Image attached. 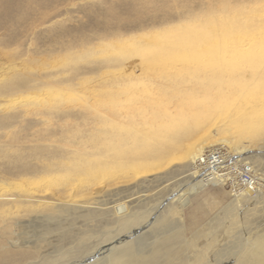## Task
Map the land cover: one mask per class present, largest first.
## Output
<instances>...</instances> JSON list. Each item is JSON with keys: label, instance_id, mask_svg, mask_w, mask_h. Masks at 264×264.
I'll return each instance as SVG.
<instances>
[{"label": "bare ground", "instance_id": "obj_1", "mask_svg": "<svg viewBox=\"0 0 264 264\" xmlns=\"http://www.w3.org/2000/svg\"><path fill=\"white\" fill-rule=\"evenodd\" d=\"M44 1L46 2V0H0V26L1 21H6L4 23L26 21L31 5H39ZM155 3L152 0H130V8L138 12L139 8L152 6L155 12L161 11L165 16L177 14L178 22L175 24L163 23L160 27L145 32L144 35L172 34L170 40L174 35V45L178 43V47L182 46L179 40L183 39L185 41L183 46L187 45L188 48L189 45L192 48V50L188 49L190 52L188 50L187 53L183 52L184 60L177 57L180 59L178 63V60L174 59L177 55H173L174 57L169 59L174 61H169L168 58V61L163 59L160 61L155 53L152 59L146 58L149 53L147 45L134 44L135 46L131 45L133 50L131 49L129 53L123 52L119 53L118 57L94 61L93 71L101 73V76L98 81L96 80L98 85L89 101L75 107L64 104L55 107L54 104L46 103L42 106L40 115H34L40 117L35 121L37 126L42 124V128L47 127L46 138H43L47 145L33 147L27 150L29 152L24 156L18 150H14L10 155L6 151L0 152L9 160L11 165L7 167L18 179L32 181L62 171L65 172L64 176L81 177V181L89 183L87 189L78 191L74 184L69 182L73 180L68 178L62 188L59 187L60 189L51 192H47L46 189L45 191L28 190L24 193L0 196V215L10 214L13 209L15 212L13 216L0 219V223L5 224L3 234L11 231L9 222L14 223L16 227L21 226V220L24 219L48 217L50 220L46 225H40L43 228L41 233L48 235L43 240L30 239L19 243L17 241L10 245L11 249L0 246V264H198L197 262H200L189 261L190 259L185 256L188 243L184 245L178 242L184 235L183 227L179 228L171 224L160 216L159 211H164L166 207L169 210L173 204L180 205L182 209H188L186 211L191 210V214H188L194 225L197 222L195 215L199 209L198 202L207 210H211L221 205L224 200L208 195L204 189L208 186L221 189L223 184L209 182L206 179L195 180L194 176L188 174L187 177L192 178L189 186L180 187L176 193L162 200L157 208L152 209V213L141 211L139 207L131 209L126 204L130 200L108 206L109 204L96 202L92 196L101 194L105 187L98 183L99 177L110 181L116 171L124 174L125 179L141 182L153 178L161 169H168L176 161L187 168V171L190 170L193 162L204 152L205 145H208L203 144L212 142L215 138L214 136H206L204 140L199 138V130L204 124L207 127H215L216 132L220 134H228V137L231 135L229 139L220 137L215 142H220L223 146L227 145V150L234 157L244 155L247 151V148L241 147L237 139L244 134L249 133L251 142L261 140L264 144V0H204L203 7L199 10H193L186 5L179 9L180 5L178 6L174 0H168L160 7H155ZM229 11L233 13L232 17L228 16ZM217 12H220L219 18L215 16ZM105 17L120 22V18L112 11L106 12ZM202 18L206 22L201 28L183 26ZM13 37L14 34L8 29L0 39L2 64L10 63V60L4 62L5 58L1 59V57L6 51L3 49L13 45ZM103 37L100 38L101 41L120 40L121 34L120 37L118 34ZM9 57L12 60L11 54ZM155 65L159 68H155ZM116 68H121L122 72L107 74V71ZM157 69L160 70V77L154 76ZM72 71L73 74L66 81L70 83L69 85L79 80L81 73L76 67H73ZM144 71H147L153 79L151 86L145 84ZM103 73L106 75L104 76ZM18 79L4 81L0 85V93L13 91L20 86L39 85L40 87L50 83L46 78H33L29 81ZM152 89L157 92V101L152 99L155 97ZM238 99L244 103L233 111ZM249 102L252 105L251 113L244 111V104ZM252 113L256 119H253ZM4 116L0 117V129L4 122L18 118L17 115H15L17 117L3 118ZM222 117L226 119L225 122L222 121ZM55 118L65 126L63 131H59L60 139L57 140L54 139L56 135L51 132ZM248 118L251 122L246 121ZM259 122L261 124H258ZM236 125L241 127V131L239 130L241 133L237 131L233 134L230 130L235 129ZM259 125L262 127L260 128ZM206 130L205 128L204 131ZM38 138L42 137L38 136ZM84 157L87 158L83 159ZM128 175L131 177L128 178ZM148 195L142 194L139 199ZM262 198V196L253 198L240 194L231 199L230 205L240 212L243 205H251ZM136 203L141 202L138 200ZM176 209L177 207L172 206L171 213H179V209L177 211ZM94 212L101 215L112 212L111 216L115 218L116 228L106 229L100 234L86 228L77 230L78 232L71 236V241L61 240L64 236H60L59 243L62 244L60 250L57 252L48 250L49 242L53 241L49 235L53 236L55 230L67 226L58 221L60 225L51 229L56 225L51 223L54 219L57 221L60 216L71 214L81 217L91 216ZM195 232L197 235L191 240L192 244L202 242L203 234H206V240L211 233L208 230L199 231L197 228ZM143 240L145 244L130 246L131 242L136 244ZM148 240L150 242H147ZM201 258H204L203 254Z\"/></svg>", "mask_w": 264, "mask_h": 264}, {"label": "rangeland", "instance_id": "obj_2", "mask_svg": "<svg viewBox=\"0 0 264 264\" xmlns=\"http://www.w3.org/2000/svg\"><path fill=\"white\" fill-rule=\"evenodd\" d=\"M152 1L156 2L154 4L156 5L155 7H160L168 0ZM174 2L178 6L180 5L179 9L186 5L193 10H199L203 7L202 4L204 3V0H174ZM108 11H112L114 15L119 17L120 22L118 23L111 19H106L105 14ZM137 11L138 12L131 10L130 0H46V2L44 1V3H40L39 5H31L27 17L28 19L26 21H19L18 23H4L6 21H1L0 39L4 37V33L6 34L8 29L14 34V37L13 45L8 49H3L6 51L1 59L5 58L4 62L5 60H10V63L6 64L5 62L2 64L3 61L0 62V64H2L0 65V85H2L4 81L17 80L18 78H21L20 80L18 79L19 81H29L33 78H46L50 83L40 87L39 85L26 87L20 86L13 91L0 93V117L3 115H5L3 118L15 115L18 116L17 119H9L10 122H4L0 129V152L6 151L7 154L10 155L14 153V150H18L22 156H24L25 154H28L29 151L27 150L33 147H44L47 145L44 141L46 138L47 127L42 128V124L37 126V122L35 121H38L40 117L36 116L40 115L39 112L42 110V106L46 103L54 104L55 107L56 105L61 106L63 104L75 107L89 101V99L93 97L94 90L98 85L97 81L101 76V73L93 71L95 70L94 61L103 58L118 57L120 56L119 53L121 54L123 52L129 53L131 49L133 50L131 45L134 44L147 45L149 53L146 58L152 59L153 56H155V53L157 59L160 61L161 59H163V61H168L169 58L172 59L176 55L177 56L174 57V59H177L178 63L180 59H185L183 52L187 53V50H192V48H190L189 45L188 48L187 45L184 47L183 45H185V41H183V39L179 40V44L182 46L179 45L178 47V43L174 45V35L170 40L172 34H169L170 36L154 34L144 35L145 32L147 33L153 28H158L163 23L175 24L178 22L177 14L174 13L165 16L161 11L155 12L152 6H148V8L144 9L139 8ZM219 13L220 12H217L215 14L218 18ZM227 14L229 17H232L233 15L230 11ZM160 15L162 17H160ZM221 16L223 17L224 13L221 14ZM205 22L204 18H202L201 20L188 22L183 26L189 28H201ZM111 34H118L119 37L121 34L120 40L114 39L101 41L100 38H104L103 36ZM165 36L167 38H165ZM108 43L111 44V46H105ZM162 49L163 51H161ZM168 53H171V55L169 54L170 57ZM10 54L12 60L9 57ZM180 56H183V58ZM171 59H169V61ZM74 63L75 65H73ZM77 65L79 67H77ZM148 66L151 65L148 64ZM73 67L79 68L81 73L79 80L74 84L69 85L70 83L68 84L66 81L70 79L73 74ZM155 68L159 67L155 65ZM83 70L86 72L84 73ZM157 70L158 71H156L154 76L160 77V70ZM120 72H122V69L116 68L107 71V74H118ZM147 73V71H144L145 84L146 86H151L153 84V79ZM103 75L105 76L106 73H103ZM60 77H64L65 79L63 78L62 80ZM152 91L155 93V97H152V99L157 101V92L154 89H152ZM243 103L244 102H242L241 99H238V101L235 102L236 108L233 111L240 108ZM251 109L252 105H250V102L244 104V111L247 110V112L251 113ZM24 110L25 113H23ZM251 116L253 119H256V117L253 116V113ZM225 118H221L223 122L226 121ZM57 120L59 119L55 118L53 120L54 125L51 130V132L56 135V138H54L56 140L60 139L59 131L65 129L63 122ZM246 121H250V119L248 118ZM258 124L261 123L259 122ZM259 127L261 128L262 126L259 125ZM205 128L207 129L206 131H204ZM240 128V126L236 125L235 129L232 128L233 130L231 129L230 132L233 134L237 131V133H241ZM254 129H256V126ZM199 131V138H202V140H204L206 136L215 137L212 139V142H205L203 144H208L205 145L203 150L215 145H222L220 142H215L217 138L225 137L226 139H229L231 136L228 137V134L225 133L220 134L216 132L215 127H207L206 124L202 125ZM38 136L42 138H38ZM237 139L242 148H247L244 155L239 157L243 159L247 156L250 157L244 160L256 169V171L259 170L260 172H264L263 142L261 140L251 142V139H249V133L244 134L243 137ZM224 146L227 147V145ZM256 157L258 158L257 160ZM86 158L87 157H84L83 159ZM0 159V196L10 193H24L28 190L45 191L44 189H46L47 192H51L60 189L59 187L62 188L68 178L73 180L69 182L74 184L78 191H80V189H87L89 186V183L80 180L81 177L72 175L64 176L65 172L62 173V171H57L52 175L42 176L39 177L41 179H33L32 181H29L28 179H18L7 167L8 165H11L9 160L1 154ZM190 171L191 169H188L187 171V168L185 169L181 163L176 161L175 163H172L168 169H161L153 178H148L141 182L130 179V175L127 176L129 179H125L124 174L116 171V173H113V179H110V181L109 179H102L99 177L98 183L105 187L101 194L93 195L92 197L96 199V202L109 204L108 206L130 200V202H127L126 204L131 207V209L134 210L139 207V210L141 211L152 213V209L155 207L157 208L162 200L176 193L180 187L189 186L192 178L187 177V175L190 174ZM204 192L210 196L224 198L222 202L223 205L221 204L214 209L207 210L205 206H202L198 202L199 209L195 215L197 219V222H195L196 225H193L191 222V216L188 214H191V210L186 211L188 209H182L180 205H172L177 207L176 211L179 209V213H171L172 206L169 210L168 207H166L164 211H159L162 218L164 217L168 222L175 224V226L179 228L183 227L184 235L181 236V239L178 240V242L184 245L188 243L187 245L189 247L185 252L186 258H188V260L190 259L189 261L195 262L199 260L200 262H197L198 264H264V195H262V200L259 201L260 204L259 202H254L251 205L245 204L239 212L233 207V205H230L231 199L234 198V196L229 194L226 188L222 187L219 189V187L208 186L204 189ZM145 193L149 195L139 199V196H142V194ZM86 195L88 194L86 193ZM227 197L229 202H227ZM138 200L141 203H136ZM261 201L263 203H261ZM92 210L94 211V209ZM12 214L15 215L14 209L10 214H1L0 219L5 217L8 218L10 215L13 216ZM112 214L113 213L110 212V214L101 215L94 212L91 216L87 215L81 217L79 215L74 216V214H71L68 216H60L57 221L56 219H51L53 220L51 223H56L51 229L57 228L60 224H67V226L55 230L53 236L49 235L53 241L49 242L47 247L48 250L50 252H57L60 250L62 244L59 243V240L62 235L64 237L61 238V240L71 241V236H73L75 232L85 230V228L92 230L96 234H100L106 229H115L117 224L115 223L114 216H111ZM47 221L50 222L48 217H38L31 220L24 219L21 220V226L16 227L13 225L14 223L12 224L9 222L11 224L9 225L11 231L7 232V234H3L2 231L5 228V224L1 222L0 246L10 248V245L17 243V241L19 243L27 242L30 239L33 241H38L39 239L43 240V238L48 235H43L41 233L43 228H41L40 225H46ZM61 227H63V225ZM196 228L199 231L208 230L212 234L210 233L206 240V234H203L202 242L192 244L193 242L191 240L197 235L195 232ZM144 237H142V239ZM214 237L216 239H214ZM209 239L214 240L209 241ZM147 242H150V240ZM138 243L145 244L146 242L145 240L136 242V244L131 242L130 246L135 247ZM201 254H203L204 258H201Z\"/></svg>", "mask_w": 264, "mask_h": 264}, {"label": "built area", "instance_id": "obj_3", "mask_svg": "<svg viewBox=\"0 0 264 264\" xmlns=\"http://www.w3.org/2000/svg\"><path fill=\"white\" fill-rule=\"evenodd\" d=\"M189 173L195 180L223 184L233 196L246 194L254 198L264 194V172L256 171L243 158L234 157L223 145L204 149Z\"/></svg>", "mask_w": 264, "mask_h": 264}, {"label": "crops", "instance_id": "obj_4", "mask_svg": "<svg viewBox=\"0 0 264 264\" xmlns=\"http://www.w3.org/2000/svg\"><path fill=\"white\" fill-rule=\"evenodd\" d=\"M228 200H229V199H228V197H227V202H229ZM224 205H225V204H224Z\"/></svg>", "mask_w": 264, "mask_h": 264}]
</instances>
